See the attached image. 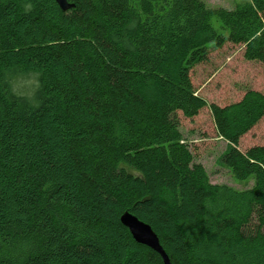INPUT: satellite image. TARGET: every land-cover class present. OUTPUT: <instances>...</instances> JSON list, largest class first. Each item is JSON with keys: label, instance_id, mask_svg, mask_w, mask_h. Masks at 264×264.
<instances>
[{"label": "trees", "instance_id": "trees-1", "mask_svg": "<svg viewBox=\"0 0 264 264\" xmlns=\"http://www.w3.org/2000/svg\"><path fill=\"white\" fill-rule=\"evenodd\" d=\"M68 1L75 7L65 12L55 0H0V264H164L121 223L126 212L151 226L172 264L250 263L240 254L258 249L259 259L264 145L242 151L240 142L264 117V94L209 104L191 73L228 43L264 65V0L232 10L202 0ZM31 75L36 89L19 93L17 81ZM205 108L227 142L219 163L253 181L241 216L215 220L209 238L204 220L220 191L179 117Z\"/></svg>", "mask_w": 264, "mask_h": 264}, {"label": "rangeland", "instance_id": "rangeland-1", "mask_svg": "<svg viewBox=\"0 0 264 264\" xmlns=\"http://www.w3.org/2000/svg\"><path fill=\"white\" fill-rule=\"evenodd\" d=\"M208 8H223L232 10L247 3L249 0H202ZM214 26L220 30L221 25L217 20ZM171 69V65L168 66ZM193 85L199 95L204 97L209 104L225 107L240 102L249 91L264 94V65L259 62H250L244 58V48L240 45L226 44L221 50L211 52L207 63L197 66L191 73ZM37 87L35 76L20 78L16 83L19 93L31 95ZM181 132L185 141L192 150L195 162L205 170L208 184L219 188V195L209 205V214L204 220L202 232L209 238L212 233L213 222L223 216H241L243 205L241 194L250 189L253 181L240 183L234 179L229 169L219 163V157L227 148V142L220 138L215 130L212 115L208 108L192 119L179 115ZM256 145H264V117L240 142L242 151ZM249 251V250H248ZM260 250L251 255L243 250L241 258L243 264H251L259 256ZM241 253V252H239ZM7 256L13 261L22 258V252L6 251ZM249 256V257H245ZM258 259V258H257ZM264 261V253L256 260ZM242 261H238L241 264ZM253 263V264H255ZM262 264V263H261Z\"/></svg>", "mask_w": 264, "mask_h": 264}, {"label": "water", "instance_id": "water-1", "mask_svg": "<svg viewBox=\"0 0 264 264\" xmlns=\"http://www.w3.org/2000/svg\"><path fill=\"white\" fill-rule=\"evenodd\" d=\"M58 6L63 11H68L75 7L74 4L69 3L68 0H55ZM121 223L129 229L134 240L142 245H145L156 253H158L164 264H172L169 256L162 247L157 234L153 231L151 226L139 220L136 216L126 212L120 218Z\"/></svg>", "mask_w": 264, "mask_h": 264}]
</instances>
